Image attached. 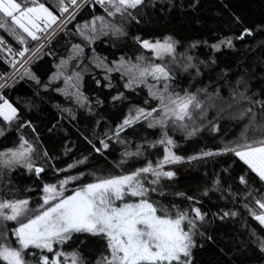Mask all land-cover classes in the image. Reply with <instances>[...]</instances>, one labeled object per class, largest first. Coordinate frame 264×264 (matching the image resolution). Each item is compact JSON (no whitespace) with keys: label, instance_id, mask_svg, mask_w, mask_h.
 I'll return each instance as SVG.
<instances>
[{"label":"snow or ice","instance_id":"1","mask_svg":"<svg viewBox=\"0 0 264 264\" xmlns=\"http://www.w3.org/2000/svg\"><path fill=\"white\" fill-rule=\"evenodd\" d=\"M85 4L99 5L104 15H93L75 26V35L81 43L71 45L67 56L60 57L55 64L56 71L42 84L30 65L40 58L58 32L67 30ZM149 6L154 7L155 0H56L51 7L40 0H0V29L19 45L13 49L0 36V51L8 53L7 62L14 69L11 83L0 76V120L6 127L21 120L19 108L2 91L12 87L17 77H27L45 91L51 89L76 107H88L91 112V101L84 94L82 83L86 72L98 69L108 82L105 87H112L111 75L119 73L124 80L123 88L131 91L147 88L148 100L144 104L153 102L150 106H131L110 134L106 131L97 143L87 141L92 152L101 157L113 140L125 146L120 160L113 164L118 169L116 173L80 171L79 166L87 165V156L57 169L45 150L42 153L45 163L54 174L64 173L63 178L54 183L42 182V194L35 202L31 198L0 194V264H195L194 250L213 240L206 226L209 212L195 196L182 192L176 195L188 201L186 207L171 202L164 204L154 196H165L168 187L165 182L177 175L172 166L217 156L230 155L242 164L243 173L238 181L244 191L234 192L231 185L225 188L221 179L214 178L202 195L219 191L221 199L242 200L245 212L264 232V73L256 76L254 69L245 68L234 74L233 79H227L228 72L221 69L216 80L209 78L208 84L195 86L193 81L204 75L202 66L209 68L217 61L214 57L199 60L189 54L201 44L213 53L222 48L235 49L236 41L244 43L247 37L264 33V25H257L254 33L253 28L236 16L233 35H224L211 44L206 40L193 41L184 52H178L182 45L171 35L159 38L135 35L132 40L143 51L134 60L122 55L108 61L96 53L93 45L100 37H126L128 26L132 22L139 24V17ZM30 42L35 46L29 47ZM260 43L264 44V40ZM85 49H90L91 55L86 56ZM85 59L88 64L84 63ZM261 65L264 68V60ZM178 73H187V87L181 86ZM255 80L261 81L259 90L253 88ZM58 81H62V86L56 85ZM96 83L99 85L101 81ZM193 87L195 91L191 90ZM225 90L227 95L223 94ZM124 99L123 92L112 97L113 101ZM102 103L96 100V104ZM61 112L76 118L71 107L61 108ZM223 116L239 125L233 139L215 148L201 149L196 155L177 154V141L171 133L179 132L185 140H190L205 128L219 132V120ZM142 123L149 129H157L159 136L155 140L142 138L143 143L130 151L129 141L121 133L128 129L135 133L136 125ZM25 126L35 132L31 121L19 123L20 128ZM3 135L4 129L0 128V136ZM158 146L162 147V153L155 161L145 156L144 162L136 166L148 149ZM36 152V145L20 136L16 146L0 151V175L23 168L39 178L45 173V165L37 163ZM72 169H76V174H71ZM249 173L257 178L254 183H249ZM70 185L75 186L69 188ZM14 191L8 189L9 193ZM211 215L225 220L241 213L221 209ZM8 222H14L13 226L9 227ZM250 238L264 253V235L252 229ZM90 242L98 245L91 259L84 254Z\"/></svg>","mask_w":264,"mask_h":264},{"label":"trees","instance_id":"2","mask_svg":"<svg viewBox=\"0 0 264 264\" xmlns=\"http://www.w3.org/2000/svg\"><path fill=\"white\" fill-rule=\"evenodd\" d=\"M46 6H53L56 0H40ZM190 5H195L194 7ZM93 15H104L99 5L87 7L73 20L67 30L60 33L49 44L40 58L34 60L30 65L41 80L42 84L48 80L50 75L56 71L55 64L60 57L68 54L72 44L81 43V39L75 35L77 24H83L90 20ZM240 17L244 24L253 28L254 33L257 25H264V0H155V6H149L143 10L139 17L140 23L132 22L128 26V35L123 38H113L102 36L93 47L101 57H107L108 61L119 59L120 56L131 57L141 51L134 43L132 37L140 35L143 38H159L171 35L179 40L181 47L178 52H184L187 45L196 40H206L208 44L214 43L224 35H233L236 31L234 17ZM0 36L4 38L13 49L19 48L14 38L0 29ZM264 33H256L252 37H247L244 43L236 41L235 49L222 48L221 51L213 53L212 50L203 44L196 49L190 50L189 54L198 57L199 60H207L214 57L216 65L203 68L204 75L197 78L193 83L202 87L209 83V78L216 80L221 69L228 72L227 79H233L234 74H238L242 69H254V75L260 76L264 73L261 60H264ZM35 43L30 42L29 47ZM51 52L52 55L46 53ZM86 56L91 55L90 49H85ZM147 55L148 53L145 52ZM8 53L0 51V76H5L11 69L8 64ZM88 64L87 59L84 61ZM103 72L92 69L84 75L82 90L91 101V112L88 107L79 108L73 105L63 95L52 91H45L42 86H37L27 77L17 78V82L10 88L3 91L4 95L20 110V122L6 127L0 120V128L4 129V135L0 136V151L14 147L19 143V137L24 136L36 145V161L45 165V173L37 178L34 173H29L23 168H17L12 172H5L0 175V194H7L9 198H31L37 201L41 193L42 182L54 183L58 178H63L64 173H55L49 168L48 163L43 159V151H47L52 157L51 164L55 168H66L67 164L74 160L87 156V165L79 166L80 171L116 173L118 169L113 164L120 160L124 145L116 143L114 140L110 148L101 157L92 152L88 140L97 143L98 138H102L106 131L115 129L133 105H145L148 100L147 88L138 87L135 91L123 88L124 80L119 73H112V87H105L108 83L103 79ZM178 79L182 87H187L189 78L187 73H178ZM96 80L101 83L97 85ZM222 83V81H221ZM253 88L259 90L261 81L252 82ZM57 86H62V81L56 82ZM195 91V87L191 89ZM211 91V88H209ZM117 92H123L126 99L113 101L112 97ZM38 93V95H37ZM227 95L226 90L223 93ZM103 101L96 104V100ZM71 107L75 114V119L69 118L67 113H62L61 108ZM213 113H209L211 120ZM31 121L35 127V132L25 126L19 127V123ZM220 131L211 132L205 128L197 137L185 140L181 133H171L177 141V154L183 156L196 155L201 149L215 148L223 142L233 139L234 134L239 132V125L236 121L228 119L226 116L219 120ZM123 138L129 141L128 150L135 151L136 144L143 143L144 137L148 140H155L159 136L157 129H149L146 125H136V131L128 129L126 133H121ZM97 146H99L97 144ZM162 153V147L148 149L136 166L144 162L146 156L149 160L155 161ZM131 163V161H130ZM177 175L172 181H166L168 187L165 189V196H154L162 203L169 202L186 207L188 201L176 195L185 193L195 196L202 202L203 209L209 212L208 234L213 237L212 241H205L204 246L194 250L195 264H264V253L251 242L250 231L255 229L257 234L264 235L261 227L249 216L242 207L243 201L240 199L233 202L231 198L221 199L222 193L219 191L209 192L208 196L202 193L206 187H210L214 178L222 181V186L227 188L231 185L234 192L242 193L244 187L239 184L238 176L243 173L242 164L230 155L217 156L192 161L191 163H181L172 166ZM71 174H76V169L70 170ZM249 183H254V174H248ZM91 179V177H89ZM75 185H70L69 188ZM259 187L258 184L255 185ZM14 188L12 193L8 189ZM226 195V194H225ZM221 209H232L239 211L240 216L220 220L213 218L212 213ZM14 222H8L12 227ZM10 235V233H9ZM10 238L14 240V237ZM98 245L90 242L88 248L84 250L87 258L91 259L97 251ZM71 250V249H68Z\"/></svg>","mask_w":264,"mask_h":264},{"label":"built area","instance_id":"3","mask_svg":"<svg viewBox=\"0 0 264 264\" xmlns=\"http://www.w3.org/2000/svg\"><path fill=\"white\" fill-rule=\"evenodd\" d=\"M95 6V5H94ZM87 7H93V5H91V4H85L80 10H79V12L77 13V15H79L82 11H83V9H85V8H87ZM76 15V16H77ZM19 65H17V67H18ZM13 72H14V69L12 68L4 77H5V79H7V80H10L9 78L12 76V74H13ZM0 82H2V81H0Z\"/></svg>","mask_w":264,"mask_h":264},{"label":"rangeland","instance_id":"4","mask_svg":"<svg viewBox=\"0 0 264 264\" xmlns=\"http://www.w3.org/2000/svg\"><path fill=\"white\" fill-rule=\"evenodd\" d=\"M78 16V15H77ZM77 16H76V18H77ZM71 23H73V21L71 22ZM70 25V23L67 25V27ZM60 33H62V32H58V34L56 35V36H58ZM56 36L52 39V41L56 38ZM51 41V42H52ZM50 42V43H51ZM35 46V44L32 46V47H34ZM18 68H19V66H18ZM21 71H22V69H21ZM18 78V77H17ZM10 80H9V82L11 83V77L9 78ZM7 88H5V89H3L2 91H4V90H6Z\"/></svg>","mask_w":264,"mask_h":264}]
</instances>
